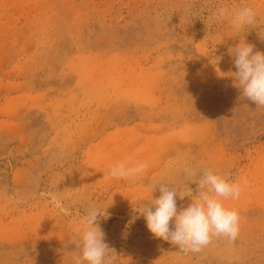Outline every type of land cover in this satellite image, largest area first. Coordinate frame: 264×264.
<instances>
[{
  "label": "rangeland",
  "instance_id": "1",
  "mask_svg": "<svg viewBox=\"0 0 264 264\" xmlns=\"http://www.w3.org/2000/svg\"><path fill=\"white\" fill-rule=\"evenodd\" d=\"M221 4L257 23L212 22ZM242 36L264 52V0H0V264H72L92 205L116 264H264V108L230 74ZM120 161L149 168L107 179ZM186 167L241 183L235 242L181 256L137 217Z\"/></svg>",
  "mask_w": 264,
  "mask_h": 264
},
{
  "label": "clouds",
  "instance_id": "2",
  "mask_svg": "<svg viewBox=\"0 0 264 264\" xmlns=\"http://www.w3.org/2000/svg\"><path fill=\"white\" fill-rule=\"evenodd\" d=\"M203 12V9H201ZM258 13L252 6L231 9L226 4L218 5L211 13L210 20L228 19L231 29L236 33L257 23ZM262 39V38H261ZM234 72L231 77L240 95L264 108V52L257 51L255 45L246 42L244 37L230 49ZM149 168L148 162L137 161L129 164L120 161L110 167L107 179L132 180L141 176ZM186 181L183 191L160 182V195L142 201L134 211L143 217L146 227L154 238L162 239L177 247V254L199 253L213 238H225L235 242L240 231V214L235 209L224 206L227 199H239L242 187L240 182L232 181L228 175L219 174L210 168H185ZM248 184L245 179L242 182ZM189 184H196L195 194ZM188 197L191 203L183 210H177V197ZM108 208V207H107ZM107 208L90 206L82 216V228L77 237L70 242L75 245L72 251V264H116L117 255L106 242V233L100 227L101 219L108 218ZM174 222V226H170Z\"/></svg>",
  "mask_w": 264,
  "mask_h": 264
}]
</instances>
